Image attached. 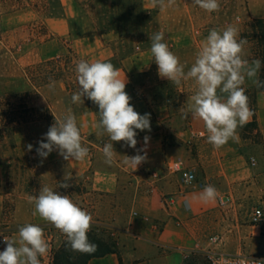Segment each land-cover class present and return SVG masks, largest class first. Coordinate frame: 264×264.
Listing matches in <instances>:
<instances>
[{
    "label": "crops",
    "instance_id": "obj_1",
    "mask_svg": "<svg viewBox=\"0 0 264 264\" xmlns=\"http://www.w3.org/2000/svg\"><path fill=\"white\" fill-rule=\"evenodd\" d=\"M72 8L69 4L68 11L47 19L45 36L49 40L45 46L71 35L73 25L77 23ZM249 11L254 18H264V0H249ZM74 41L73 46L89 62H109L115 56L113 47L104 41L103 36L85 34ZM172 45L175 47V43ZM59 49L56 46L53 52L57 53ZM127 61L122 59L116 66L121 78H126V87L130 81ZM55 84H61V81ZM48 85L40 87L39 93L46 92ZM245 86L256 87L250 79ZM187 103L188 99L183 107L186 108ZM253 106L254 114L247 124L254 122L255 132L260 135L258 142L263 149L257 153L245 148L249 139L243 135L242 128L237 129L238 142L229 140L216 149L207 142L203 122L193 119L190 113L186 118L181 136L184 140L199 142V146L196 163L184 164V168L195 170L201 182L218 190V197L207 202L201 198L203 188L181 194L182 173L169 170L176 156L167 151L162 130L149 136L147 160L135 169L123 161L125 156H134L136 149L144 147V136L136 137V149L127 147L123 141L113 142L117 154L111 163H107L102 149L111 141L108 135L103 139L101 130L95 127L99 121L97 114L89 108L74 114L82 146L88 148V155L83 160L66 161L58 150L51 152L46 159L37 155L30 169L15 170L19 180L16 176L13 178L9 163L2 161L0 156V218H8L9 222L17 225L8 238L18 239L19 228L28 223L40 227L51 225L33 215L34 204L29 202V197L38 195L42 185H46L69 195L87 212L86 206L93 204V198L99 195L106 199L133 196L132 214L130 208L125 212L122 205L121 215L113 217L111 213L109 219L112 223L107 224L111 229L122 232L119 251L93 258L88 264H210L207 251L211 247L210 237L215 235L222 238L217 248L223 252L264 254V219L261 222H253L252 219V212L261 199L264 211V91L256 93ZM48 107L56 115L54 105L49 103ZM154 113L158 120L171 116L163 106H155ZM202 132L205 135L201 136ZM153 172L160 175L159 181L151 179ZM65 175L69 177L67 182L77 184L82 191L60 188ZM172 195H177L178 201L165 206L164 196ZM230 196L233 201L227 202ZM5 247L6 244L1 251Z\"/></svg>",
    "mask_w": 264,
    "mask_h": 264
},
{
    "label": "rangeland",
    "instance_id": "obj_2",
    "mask_svg": "<svg viewBox=\"0 0 264 264\" xmlns=\"http://www.w3.org/2000/svg\"><path fill=\"white\" fill-rule=\"evenodd\" d=\"M126 1V13L124 18L119 21L117 13L119 0H0L1 96L7 97L9 93L16 90H25L23 79L28 67L58 56H65L70 49L79 56L80 60H87L73 46L74 40L80 39L85 34L103 36L104 41H107L115 52V56L109 62L116 67L122 59H128L126 64L130 81L125 91L130 95V103L134 109L141 115L150 114L151 131H163L166 149L169 153L174 154L176 159H182L184 164L193 165L197 161L199 142L184 140L181 136L186 118H182L180 108L183 107L189 96L194 94V83L186 81L182 82L180 86H176L167 79L159 77L157 65L152 61L149 37L154 33L163 32V42H166L169 49L179 57L187 71L194 62L196 53L209 31L213 28L223 31L231 25L238 29V39L247 40L245 58L251 63L259 58L256 51L259 49L260 42L258 39H254V36L259 34L258 30L254 29L255 21L259 18H254L250 13L249 0H218L220 8L212 13L199 8L193 0H175L174 6L166 7L163 10L153 7L152 0ZM69 4H72L77 19L71 35L50 46H45L49 40L45 36L47 19L68 11ZM148 11H151V20L143 18V15ZM138 12L141 13V20L134 23V20L139 17ZM109 23L111 25L107 30L106 26ZM192 26L195 30L192 29ZM115 27L116 29H114ZM203 29H207V31ZM173 43H175V47L172 45ZM56 46L60 48L57 53L53 52V48ZM140 56L142 59L138 61ZM261 69L262 63L260 74ZM34 73L35 75L31 76L32 85H38L41 81L37 72L34 71ZM66 75L70 76L67 81H75L74 85L79 88L76 74L70 75L67 71ZM245 84L243 87L246 90L249 103L252 104L256 87L246 88ZM73 93H69L65 82L61 81V84H55L54 89L48 88L39 96H33L30 104L46 107L49 103L53 104L56 115L51 112L56 119L57 117L62 119L69 108L72 109L73 114L77 115L93 104L87 97L83 98V104L72 103ZM6 103L7 100L0 98V104ZM155 106H163L165 111L171 113L170 118L158 120L154 113ZM44 117L45 121L43 122L16 126L12 135L9 136L6 133L0 137L1 160L9 163V171L12 172L13 178L16 176L17 168L28 170L32 167L37 153L35 158H30V153L36 152L39 146L38 141L55 123L50 116ZM2 130L5 128L3 127ZM242 131L243 135L249 139L245 147L249 152L257 153L263 149L258 142L260 135L255 132L254 123L245 125L242 127ZM145 132L149 131L145 130L142 133ZM100 133L103 139L107 136L102 130ZM29 144L32 145L31 151L28 149ZM18 177L16 179L20 180ZM67 183L70 184L68 188L82 191V188L77 184ZM93 199L94 203L86 206L93 217L90 231L98 234L106 244L115 241L117 251H119L122 232L111 229L107 224L112 223L109 219L111 213H113V217L121 215L122 205L125 212L130 208V214H132L133 196L129 194V196L121 195L119 198L106 199L99 195ZM6 227L10 228L4 229ZM42 228L49 245V251L40 257V261L41 264H50L53 251L65 236L52 224L42 226ZM15 229H17L15 223L9 222L8 218H0V240L8 237Z\"/></svg>",
    "mask_w": 264,
    "mask_h": 264
},
{
    "label": "clouds",
    "instance_id": "obj_3",
    "mask_svg": "<svg viewBox=\"0 0 264 264\" xmlns=\"http://www.w3.org/2000/svg\"><path fill=\"white\" fill-rule=\"evenodd\" d=\"M193 2L209 13L220 8L218 0ZM152 5L163 10L174 6L175 0H152ZM238 36V29L231 25L223 31L211 29L187 71L179 57L163 42V32L149 37L150 53L152 61L157 65L159 77L176 86L186 81L194 83L195 92L188 98L187 107L180 108L182 118H187L190 113L193 119L201 120L207 133V142L216 149L229 140L238 142L237 129L244 127L253 115L243 87L246 78L253 80L257 87H264V81L258 78L261 61L256 59L250 63L245 58L247 40L238 39ZM75 74L79 90L72 94V103L83 104V98L87 97L98 105L99 121L95 127L106 133L111 141L105 143L102 149L106 162L111 163L117 154L113 142L123 141L127 147L136 149L137 130L151 131L150 114L141 115L134 109L130 103L131 97L125 91L126 78H121L120 70L111 62H89L82 59L76 63ZM48 87L50 90L54 89L55 81L50 82ZM149 140L150 137L145 135L144 147L136 149L137 154L134 156H125L123 162L135 169L146 162ZM38 145L36 152L42 159H46L54 150H58L66 161L83 160L88 155V148L82 146L80 128L71 108L62 119H55ZM28 149L32 150L31 144ZM68 179L65 175V182L59 187H70ZM218 195V190L207 184L201 198L207 202L215 200ZM29 202L34 204L33 215H38L58 229L73 251L87 254L96 251L97 245L88 238L93 217L75 204L69 195L42 185L39 194L30 196ZM18 237H4L6 247L0 251V264H41L40 257L49 251L43 228L28 223L19 228Z\"/></svg>",
    "mask_w": 264,
    "mask_h": 264
},
{
    "label": "trees",
    "instance_id": "obj_4",
    "mask_svg": "<svg viewBox=\"0 0 264 264\" xmlns=\"http://www.w3.org/2000/svg\"><path fill=\"white\" fill-rule=\"evenodd\" d=\"M126 5V0H119L117 5L119 21L124 18L126 13ZM139 12L137 13L139 17L134 20V23L140 22L141 20V13ZM150 13L151 11H148L145 15H143V18L146 20H151L152 15ZM155 13H157V11H155ZM110 25L111 23L106 26L107 30H109ZM114 29H116V27ZM254 29H257L259 32V34L254 36V39H258L260 42L259 49L256 51L257 57H259L258 59H260L262 63L259 80L264 81V19L256 20ZM79 61V56L72 49H70L69 53L65 56H58L56 58L40 62L33 67H28L26 70V75L23 79L25 90H16L13 93H9L8 96L6 95L7 97H2V93L0 92V98L7 100L6 104H0V137L4 136L6 133H8L9 136L12 135L16 126H25L32 123L43 122L45 121L44 116H50V118L55 121L56 117L53 116L51 109L48 106L31 105L30 101L32 100L33 96L37 97L40 95L38 91L40 87H44L52 81H64L69 93L77 92L79 88L74 85L75 81L68 82L67 80L70 76L66 75V73L68 71L70 75H74L76 63ZM32 70L37 72L36 74L39 76L41 81L38 85H34L35 87L32 85L31 76L35 75V73L33 74L34 71ZM260 91H264V87L256 86L253 103H249V107L253 110V114L255 96L256 93ZM89 109L94 111L99 117L98 105L93 103L89 106ZM3 127L5 130H2ZM156 131L157 130L145 133L138 131L137 138L145 135L150 136ZM34 152L35 151L30 153V158H33ZM88 238L90 242L97 245V249L94 253L87 254L73 251L66 243L65 237L61 240L59 246L53 251L52 262L50 264H88L93 258L103 257L107 254L118 252L115 241H113L111 244H106V242L94 231L88 232Z\"/></svg>",
    "mask_w": 264,
    "mask_h": 264
},
{
    "label": "built area",
    "instance_id": "obj_5",
    "mask_svg": "<svg viewBox=\"0 0 264 264\" xmlns=\"http://www.w3.org/2000/svg\"><path fill=\"white\" fill-rule=\"evenodd\" d=\"M36 153H33V158L36 157ZM255 161L253 160V164ZM184 162L182 159H175L169 166V170L173 173H182V189L181 194H185L191 191L202 189L205 184L201 182L195 170L184 168ZM188 174V175H186ZM151 179L154 182L160 180V175L156 172L151 173ZM178 201L177 195L164 196L163 203L165 206H172ZM232 202L231 196L227 202ZM223 205L225 203H222ZM253 222H261L264 219L263 211V199L258 202L257 207L252 212ZM222 238L218 235L210 237L211 247L207 251V257L210 264H264V254H235L223 252L217 248V245L221 242ZM4 238L0 240V251L4 246Z\"/></svg>",
    "mask_w": 264,
    "mask_h": 264
}]
</instances>
